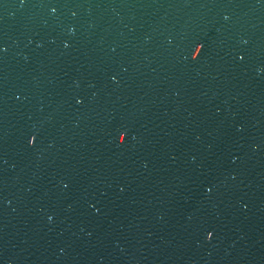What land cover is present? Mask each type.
<instances>
[{
	"label": "water",
	"instance_id": "95a60500",
	"mask_svg": "<svg viewBox=\"0 0 264 264\" xmlns=\"http://www.w3.org/2000/svg\"><path fill=\"white\" fill-rule=\"evenodd\" d=\"M0 264H264V0H0Z\"/></svg>",
	"mask_w": 264,
	"mask_h": 264
}]
</instances>
